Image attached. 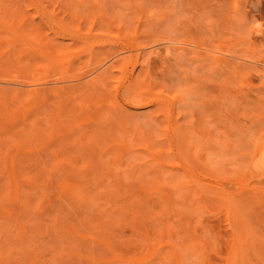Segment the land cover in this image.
I'll use <instances>...</instances> for the list:
<instances>
[{
	"label": "rangeland",
	"instance_id": "obj_1",
	"mask_svg": "<svg viewBox=\"0 0 264 264\" xmlns=\"http://www.w3.org/2000/svg\"><path fill=\"white\" fill-rule=\"evenodd\" d=\"M250 146L264 0H0V264H264Z\"/></svg>",
	"mask_w": 264,
	"mask_h": 264
},
{
	"label": "bare ground",
	"instance_id": "obj_2",
	"mask_svg": "<svg viewBox=\"0 0 264 264\" xmlns=\"http://www.w3.org/2000/svg\"><path fill=\"white\" fill-rule=\"evenodd\" d=\"M262 38H263V37H262ZM194 45H195V44H194ZM197 47H198V46H197ZM198 48H199V47H198ZM164 50H167V49H164ZM167 51H168V50H167ZM158 52H159V50H157V49L154 50V49H153L152 52H151L150 54H152V55H154V54L158 55V54H159V55H160V52H159V53H158ZM163 53H164V52H163ZM166 53H167V52H166ZM166 53H165V54H166ZM169 53H170V52H169ZM169 53H168V54H169ZM156 55H155V56H156ZM159 55H158V56H159ZM166 56H167V55H166ZM104 57H105V56H104ZM104 57H103V58H104ZM166 58H167V57H166ZM210 58H212V60H214V62H217V63H222V61H223L222 58H221L220 56H213V55H211ZM148 59H149V58H148ZM148 59H147L146 61H149ZM105 60H106V58L103 59L102 61L104 62ZM161 60H162V59H161ZM99 62H100V61H99ZM103 62H102V64H103ZM115 62H116V61H115ZM100 63H101V62H100ZM100 63H99V64H100ZM112 64H113V63H112ZM145 64H146V67H148L147 65L149 64V62H148V64H147V63H145V60H144V63H142V65L144 66ZM149 65H150V64H149ZM149 68H150V67H149ZM113 69H115V68H113ZM113 69H112V70H113ZM116 69H117V68H116ZM140 69H141V67H140ZM142 69H144V67H143ZM108 70H109V69H108ZM145 70L148 71V68H146ZM141 71H142V70H141ZM99 72H100V71H99ZM104 72H106V74H107L108 71L105 70V71H103V73H100V74L94 76L93 81H92V80H91V81H92L93 83L96 82V84L99 85L97 82H98V81L100 82L101 79L104 78V76L106 75V74H104ZM137 72H138V71H137ZM142 72L145 73L144 71H142ZM142 72H141V73H142ZM97 73H98V72H97ZM146 73H148V72H146ZM146 73H145V74H146ZM134 74H135V73H134ZM143 75H144V74H143ZM133 76H134V75H133ZM135 76H136V75H135ZM138 76H139V74H138ZM144 76H145V75H144ZM144 76H143V77H144ZM146 76H147V75H146ZM130 77H131V76H130ZM141 77H142V75H141ZM141 77H140V78H141ZM138 78H139V77H138ZM138 78H137V77H135V78L133 77L131 80H129L130 82L127 83V85H128L127 88H128V90H129V91H128L129 94H130L131 92H132L131 94H133L132 97L128 98V101H129V99H131L133 102H135V103H132V101L130 102V103H132V105H134V106H135V104H137V106H139L142 102L145 101V97L142 98V99H144V100H142V99H140L142 95H140V94L138 95L137 93H133V91H132V90H134V88L136 87V85H139V84H136V83H140V82L142 81V80H139ZM144 79H145V78H143V80H144ZM103 81H104V80H103ZM79 83H80V82H79ZM74 84H75V83H74ZM77 84H78V83H77ZM88 84H90V82H89ZM91 84H92V83H91ZM102 84H103V82H102ZM135 84H136V85H135ZM100 85H101V84H100ZM91 86L93 87V88H92V87H91V88L95 90V88H94L95 85L93 86V84H92ZM64 87H65V86H62L61 88H58L56 91L53 92V94H55L56 96H60V95L63 96V95H65L66 97H68V94H71V93H73L74 91H78V90H82V89H84V88L81 89V87H80L79 84L76 85V86H73L72 88H69V89H68L67 86H66L67 89L64 88ZM69 87H71V86H69ZM43 88H44V87H43ZM43 88H41V87H40V89H35V88L33 89V88H31V90H30V89L28 90V93H29L28 95H29L30 97H32L33 99H39V100H43V99H44V100H45L46 96L49 94V92H51V90H49V89H48V90H45V89H47V88H45V89H43ZM86 88H87V87H86ZM102 88H103V87H102ZM136 88H137V87H136ZM136 88H135V89H136ZM123 90H124V89H123ZM99 92H100V91H99ZM125 92H126V91H125ZM60 93H61V94H60ZM77 93H78V92H77ZM129 94H128V95H129ZM94 96H95V95H94ZM100 96H101V95H100ZM130 96H131V95H130ZM174 96H175V97H174ZM174 96L172 97V98H173L172 101H171V100H170V101H166V102H168V103H171V106H169V104H166V106L168 105V106L170 107V108H169L170 110L173 109L172 106H173V107H175V105H178V106H179L180 103H181L180 100L178 99L180 103L175 104V103H177V100L175 101L174 98H175V99L178 98V97H177L178 95L176 94V95H174ZM128 97H129V96H128ZM142 97H143V96H142ZM90 98H91V97H90ZM172 98H171V99H172ZM135 99H139L140 102L136 101ZM180 99L183 100V98H181V96H180ZM141 100H142V101H141ZM153 100H155V99L150 100V104H151V102H152ZM182 100H181V101H182ZM98 101H99V100H98ZM174 101H175V103H174ZM147 102H148V101H147ZM153 102H154V101H153ZM153 102H152V103H153ZM156 102H157V101H156ZM160 102H162V101H159V104H161ZM172 102H173V103H172ZM163 103H164V102H163ZM182 103L184 104V102H182ZM142 104H143V103H142ZM146 104H149V103H146ZM157 104H158V102L156 103V106L160 108V106H158L159 104H158V105H157ZM172 104H175V105H172ZM181 105H182V104H181ZM181 105H180V106H181ZM161 106H162V105H161ZM163 106H164V105H163ZM166 106H165V107H166ZM157 107H156V109H157ZM167 108H168V107H166V109H167ZM160 109H161V108H160ZM158 110H159V109H158ZM170 110H168V111H170ZM173 110H174V109H173ZM159 111H161V110H159ZM171 112L173 113V111H171ZM166 113H167V114H165V115H166V118H167V117H170L169 112H166ZM172 113H171V114H172ZM167 115H169V116H167ZM175 122H176V121H175ZM176 124H177V122H176ZM176 124H175V125L173 124V125H174V131H173V129H172V133H171V131L169 132V128H166V129H164V130L162 131V133L160 134V135L162 136V139H163V140H167V141H166L167 143L170 142L169 144H171V142L174 141V140H175V142H176V140L179 141L178 139H175V138H176L175 136L178 135V134H179V135L177 136V138L181 136V137H180V141H183V140L186 141L187 135L191 134V133H188V132L186 133V131H184L185 129H182L183 125L181 126V124H180V125H179V124L176 125ZM175 127H176L177 129H176ZM161 129H162V128H161ZM156 131H157V130H156ZM168 132H169V133H168ZM173 139H174V140H173ZM152 140H153V139H152ZM171 140H172V141H171ZM185 141H184V142H185ZM253 141H254V140H253ZM253 143H255V142H253ZM158 146H160V145H158ZM169 146H170V145H169ZM253 146H254V145H253ZM170 147H172V145H171ZM250 147H251V146H250ZM250 147H249V148H250ZM94 148H95V147H94ZM252 148H253V147H251V149H252ZM96 150H97V149H96ZM252 150H253V149H252ZM249 152H253V154H252V153H249ZM160 153H161V155H159ZM165 153H167V152H165ZM247 153H249L250 155L252 154V155H251L252 157H250V155H249V157H248V158H251V160L248 159V158H246V159H247V163L251 162V164L249 163V166L251 165L252 168H259L260 166L264 165V154H263V153H264V149L261 148V149L259 150L258 147H255L253 151H251V150L249 149V151H248ZM152 154H153L152 157H154V156L156 157V156L159 155L158 157H156V160H157V161H155V162H156V164H157V162H158V164H160V165L162 166V164L164 163V160H162V161H163V163H162L161 158H159L160 156H161V157L163 156V155H162L163 153L161 152V150H160V152H159V150H157L156 153L153 151ZM154 154H155V155H154ZM155 157H154L153 160H155ZM199 157H200V156H199ZM248 161H249V162H248ZM207 162H208V161H206V164H207ZM158 166H159V165H158ZM163 166H165V165L163 164ZM249 166H248V167H249ZM163 168H164V167H163ZM248 169H249V168H248ZM184 171L187 172V170H184ZM251 172H252V169H251ZM248 173H249V172H248ZM189 174H190V173H189ZM192 180H193V179H192ZM192 184H193V183H192ZM67 186H68V185H67ZM62 187H63V186H62ZM67 188H68V187H67ZM64 189H65V188H64ZM169 201H170V200H169ZM164 203H165V202H164ZM168 203H169V202H168ZM235 203H236V202H235ZM163 205H164V204H163ZM165 205H166V203H165Z\"/></svg>",
	"mask_w": 264,
	"mask_h": 264
}]
</instances>
